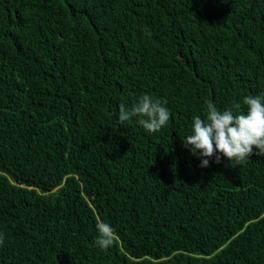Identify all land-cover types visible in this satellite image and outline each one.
I'll list each match as a JSON object with an SVG mask.
<instances>
[{
	"label": "trees",
	"instance_id": "trees-1",
	"mask_svg": "<svg viewBox=\"0 0 264 264\" xmlns=\"http://www.w3.org/2000/svg\"><path fill=\"white\" fill-rule=\"evenodd\" d=\"M262 93L264 0H0V264H264V157L182 143ZM145 94L159 132L119 121Z\"/></svg>",
	"mask_w": 264,
	"mask_h": 264
},
{
	"label": "clouds",
	"instance_id": "clouds-1",
	"mask_svg": "<svg viewBox=\"0 0 264 264\" xmlns=\"http://www.w3.org/2000/svg\"><path fill=\"white\" fill-rule=\"evenodd\" d=\"M145 35L150 33L145 30ZM166 100L153 99L150 95H142L132 107L119 106L121 124L136 118V123L148 133L159 132L170 119V111L165 106ZM243 104L247 111L241 112L239 105L220 110L208 101L204 118L193 117L190 134L182 140L183 146L192 154H198L200 167L210 166V160L219 164L227 159L232 165L242 164L256 150V155L264 157V93L246 96ZM96 244L107 250L115 242V230L111 225L98 221ZM4 236L0 233V245Z\"/></svg>",
	"mask_w": 264,
	"mask_h": 264
}]
</instances>
